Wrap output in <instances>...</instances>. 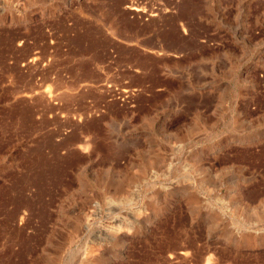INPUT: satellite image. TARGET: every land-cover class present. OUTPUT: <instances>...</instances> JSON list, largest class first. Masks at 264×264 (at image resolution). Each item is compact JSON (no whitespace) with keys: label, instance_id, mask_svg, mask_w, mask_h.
<instances>
[{"label":"rangeland","instance_id":"374dc122","mask_svg":"<svg viewBox=\"0 0 264 264\" xmlns=\"http://www.w3.org/2000/svg\"><path fill=\"white\" fill-rule=\"evenodd\" d=\"M0 264H264V0H0Z\"/></svg>","mask_w":264,"mask_h":264},{"label":"bare ground","instance_id":"6f19581e","mask_svg":"<svg viewBox=\"0 0 264 264\" xmlns=\"http://www.w3.org/2000/svg\"><path fill=\"white\" fill-rule=\"evenodd\" d=\"M126 3V2H125ZM126 8L129 10V11H131V12H134V13H142L143 12V10H142V12H141V8H138L137 6H134V5H132L131 3H128V5L126 6ZM145 11V10H144ZM133 13V14H134ZM152 14V13H151ZM154 16V15H153ZM34 60V59H33ZM137 147V146H136Z\"/></svg>","mask_w":264,"mask_h":264}]
</instances>
